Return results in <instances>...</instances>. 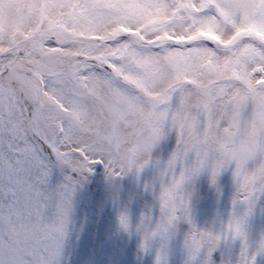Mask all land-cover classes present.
<instances>
[{"label": "snow or ice", "instance_id": "6c2138e0", "mask_svg": "<svg viewBox=\"0 0 264 264\" xmlns=\"http://www.w3.org/2000/svg\"><path fill=\"white\" fill-rule=\"evenodd\" d=\"M149 165L137 255L264 264V0H0V264H60L77 188ZM225 171L201 227L188 185Z\"/></svg>", "mask_w": 264, "mask_h": 264}, {"label": "rangeland", "instance_id": "374dc122", "mask_svg": "<svg viewBox=\"0 0 264 264\" xmlns=\"http://www.w3.org/2000/svg\"><path fill=\"white\" fill-rule=\"evenodd\" d=\"M172 146L171 140L162 141L153 155L165 159ZM153 175L154 168L149 165L139 177H122L114 181L119 185V192L114 193L101 168L77 188L72 197L60 264H152L154 251L137 255L141 237L136 225L150 209L152 197L144 185ZM188 191L193 219L201 227H209L218 216H226L231 210L233 185L228 171L217 177L215 185L209 174L202 172L189 183ZM124 209L131 218V232L124 231L119 224V214ZM171 248L169 264H182V240L174 239Z\"/></svg>", "mask_w": 264, "mask_h": 264}]
</instances>
